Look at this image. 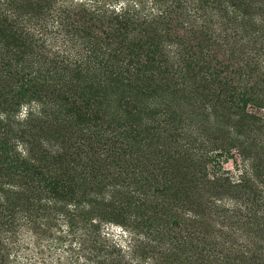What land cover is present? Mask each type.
<instances>
[{
  "label": "trees",
  "instance_id": "16d2710c",
  "mask_svg": "<svg viewBox=\"0 0 264 264\" xmlns=\"http://www.w3.org/2000/svg\"><path fill=\"white\" fill-rule=\"evenodd\" d=\"M0 264H264V0H0Z\"/></svg>",
  "mask_w": 264,
  "mask_h": 264
},
{
  "label": "rangeland",
  "instance_id": "374dc122",
  "mask_svg": "<svg viewBox=\"0 0 264 264\" xmlns=\"http://www.w3.org/2000/svg\"><path fill=\"white\" fill-rule=\"evenodd\" d=\"M180 33H182V30H180ZM196 36L197 35H194V33H187L188 38H194ZM208 43L211 44L212 42L207 41L203 35L200 36L199 45L201 47L203 45L208 44ZM208 47H210V51H212V53L217 54V55H213L217 59L220 58V56H223L222 52H220V51H224V48L221 45H218L215 43L213 45H208ZM223 57H221V58H223ZM202 86H203L204 90L201 89V91L204 92V94H208L212 98H215L218 100H225V97H227V95H228V91H227L228 86L225 85V81L220 82L219 79H217V81L213 80V82H211V83L210 82L209 83L204 82V84ZM249 109L252 111L256 110L253 108V106H249ZM25 112H26L25 109H23L21 111L22 117L25 116V114H26ZM148 157H146V156H143V157L134 156V158H132V160H135L134 162L136 164L140 165L139 167H141V169L145 170V172H148L149 174H151V171H153L154 168H152V165H151V157H149V158ZM221 160L223 161V167L225 169L231 171L233 175H235L239 172L238 167L240 164L241 157H240L237 150L232 149L231 153L225 154L224 157L221 158ZM128 204L131 205L130 203H128ZM143 211L145 213H151V207L148 206L146 208H143ZM106 228H107L106 230H109L110 232H114L115 234L122 231L119 229L118 226H116L115 224H111V223L106 224Z\"/></svg>",
  "mask_w": 264,
  "mask_h": 264
}]
</instances>
